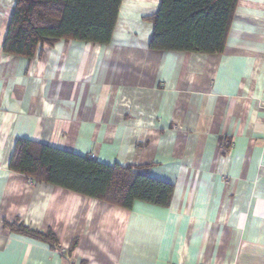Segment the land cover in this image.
Here are the masks:
<instances>
[{
  "label": "crops",
  "instance_id": "1",
  "mask_svg": "<svg viewBox=\"0 0 264 264\" xmlns=\"http://www.w3.org/2000/svg\"><path fill=\"white\" fill-rule=\"evenodd\" d=\"M15 4L0 0V264H264V0H238L218 53L151 49L160 0H122L111 42L32 58L4 50ZM19 138L137 166L171 202L33 183L9 168Z\"/></svg>",
  "mask_w": 264,
  "mask_h": 264
},
{
  "label": "trees",
  "instance_id": "2",
  "mask_svg": "<svg viewBox=\"0 0 264 264\" xmlns=\"http://www.w3.org/2000/svg\"><path fill=\"white\" fill-rule=\"evenodd\" d=\"M121 2L16 0L4 50L32 58L43 44L59 39L107 44L112 40ZM237 3L160 0L159 9L149 16L154 25L150 48L221 52ZM9 168L25 174L33 183H50L128 209L136 201L167 206L174 191L172 183L142 174L137 166L104 163L28 138L17 140ZM9 226L16 233L57 244L52 231L41 232L21 222Z\"/></svg>",
  "mask_w": 264,
  "mask_h": 264
}]
</instances>
